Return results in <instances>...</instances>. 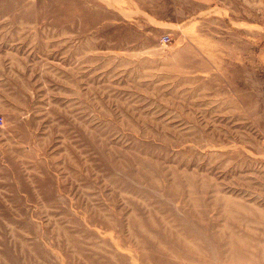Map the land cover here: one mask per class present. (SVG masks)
Returning <instances> with one entry per match:
<instances>
[{
	"label": "rangeland",
	"instance_id": "rangeland-1",
	"mask_svg": "<svg viewBox=\"0 0 264 264\" xmlns=\"http://www.w3.org/2000/svg\"><path fill=\"white\" fill-rule=\"evenodd\" d=\"M0 116V264H264V0H0Z\"/></svg>",
	"mask_w": 264,
	"mask_h": 264
},
{
	"label": "built area",
	"instance_id": "built-area-1",
	"mask_svg": "<svg viewBox=\"0 0 264 264\" xmlns=\"http://www.w3.org/2000/svg\"><path fill=\"white\" fill-rule=\"evenodd\" d=\"M162 41L163 42H167L168 41V37L167 36H163L162 37ZM3 122V119H2V117L0 116V124Z\"/></svg>",
	"mask_w": 264,
	"mask_h": 264
}]
</instances>
